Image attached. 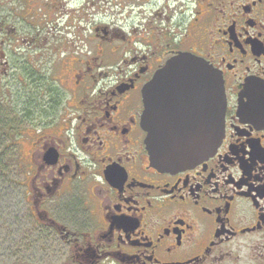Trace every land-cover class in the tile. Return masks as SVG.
I'll list each match as a JSON object with an SVG mask.
<instances>
[{
    "label": "flooded vegetation",
    "instance_id": "1",
    "mask_svg": "<svg viewBox=\"0 0 264 264\" xmlns=\"http://www.w3.org/2000/svg\"><path fill=\"white\" fill-rule=\"evenodd\" d=\"M182 54L221 81L225 130L213 155L167 172L143 90ZM0 72L2 113L9 94L53 98L22 136L38 262L21 264H264V0H0ZM177 93L165 123L207 134L215 92Z\"/></svg>",
    "mask_w": 264,
    "mask_h": 264
},
{
    "label": "water",
    "instance_id": "2",
    "mask_svg": "<svg viewBox=\"0 0 264 264\" xmlns=\"http://www.w3.org/2000/svg\"><path fill=\"white\" fill-rule=\"evenodd\" d=\"M194 87L215 92L212 96L215 100L213 126L207 134L198 133L199 129L192 131L185 126L165 123L167 115L174 109L166 101L180 98L177 91ZM143 99L142 127L149 133L146 145L155 168L167 172L185 170L213 155L220 146L225 130L224 88L213 68L205 61L188 54L171 59L144 88ZM173 105L177 107L175 102ZM49 158H56L54 152L49 154Z\"/></svg>",
    "mask_w": 264,
    "mask_h": 264
},
{
    "label": "trees",
    "instance_id": "3",
    "mask_svg": "<svg viewBox=\"0 0 264 264\" xmlns=\"http://www.w3.org/2000/svg\"><path fill=\"white\" fill-rule=\"evenodd\" d=\"M30 89L32 95H26L24 99L17 100L18 105L14 108V104L10 108V116L11 113H16L23 121L26 120L29 123H33L35 120H41L49 115L53 98H45L39 91L35 95L36 87ZM19 106H21L20 110H18ZM3 115L4 113L0 112V247L11 251L10 258H12V261L14 260L13 264H15L16 260L20 258L19 254L22 252H25L28 259H31V255L35 252L36 242L32 231L27 228L29 221H26V217L23 218L24 229H22L21 220L14 217L8 201L10 196L8 190L13 188L12 181L8 175L16 168L17 172L22 171L20 143L26 128L19 126L15 128L12 121L8 122V116L5 117ZM24 207L25 214L30 220L31 215H29L26 206ZM6 257L0 255V260H11Z\"/></svg>",
    "mask_w": 264,
    "mask_h": 264
},
{
    "label": "rangeland",
    "instance_id": "4",
    "mask_svg": "<svg viewBox=\"0 0 264 264\" xmlns=\"http://www.w3.org/2000/svg\"><path fill=\"white\" fill-rule=\"evenodd\" d=\"M1 73V72H0ZM24 99V97H12L10 94L8 95V100H9V109L7 112H4V115L3 116H8L7 117V120L8 122L12 121L13 122V126L16 128V127H21V128H26L24 133L27 131V132H32V133H35L36 131L40 130L44 125H47L48 122H50L51 118H43L41 120H35L33 123H29L28 121H23V119L19 116L16 115V113H11V116H10V108L13 106L15 108L17 104V100H20V99ZM13 102V103H12ZM19 103V102H18ZM21 106L18 107V110H20ZM58 112V111H57ZM4 118V120H6V118ZM29 130V131H28ZM23 133V134H24ZM30 149H31V142H29V140L25 139L24 141H22L20 143V156L23 158H26V156H28L29 152H30ZM10 172V171H9ZM21 174H22V171H19L17 172V168L13 170V172H10V175H8L9 179L12 181V189H9L8 190V194L10 195L9 196V205H10V208H11V212L12 214L14 215V217L16 218H20L21 220V223H22V229H24L23 227V218L26 217V221H29L27 228L30 229L31 228V225H30V220L27 218V214H25V204H24V201H23V196H22V187L20 186V179H21ZM1 183V181H0ZM1 187V185H0ZM27 208V207H26ZM1 225V224H0ZM30 227V228H29ZM0 255H3V256H7L6 258H9L11 260H0V264H13V261H12V258L11 257V251H7L5 250L4 248H1L0 247ZM20 255V260H16L18 262V264H21V258H25V256L27 257L28 259V256L26 255V253L22 252L19 254ZM33 259H31V261L33 260H37V255L35 253V256L33 257ZM50 260V258L48 257V259H45L46 262H48ZM15 261V262H16ZM17 262L15 264H17ZM38 262V260L36 261ZM35 261L32 262V264H35L36 263Z\"/></svg>",
    "mask_w": 264,
    "mask_h": 264
}]
</instances>
